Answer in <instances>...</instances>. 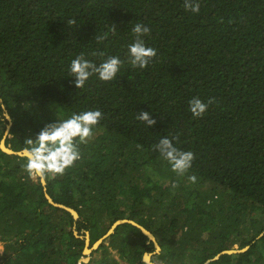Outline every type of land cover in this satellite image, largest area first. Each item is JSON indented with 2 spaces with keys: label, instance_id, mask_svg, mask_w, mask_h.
Listing matches in <instances>:
<instances>
[{
  "label": "trees",
  "instance_id": "trees-1",
  "mask_svg": "<svg viewBox=\"0 0 264 264\" xmlns=\"http://www.w3.org/2000/svg\"><path fill=\"white\" fill-rule=\"evenodd\" d=\"M183 2L0 0V142L4 112L5 145L15 152L55 120L104 115L79 145L81 159L44 177L45 186L25 157L0 149V264H146L145 253L157 264H205L234 246L248 249L208 264H264V0H199L198 13ZM137 22L157 50L143 70L128 63ZM80 53L97 66L107 56L124 63L113 81L93 75L78 89L69 68ZM193 97L215 102L196 118ZM141 111L155 125L138 120ZM166 136L195 154L184 176L153 149ZM122 219L150 231L159 253L123 224L81 261L75 231H88L93 245Z\"/></svg>",
  "mask_w": 264,
  "mask_h": 264
},
{
  "label": "clouds",
  "instance_id": "clouds-1",
  "mask_svg": "<svg viewBox=\"0 0 264 264\" xmlns=\"http://www.w3.org/2000/svg\"><path fill=\"white\" fill-rule=\"evenodd\" d=\"M183 7L186 11L198 13L200 10V3L199 0H184ZM67 24L74 25L75 20H69L67 21ZM110 30L113 34H115V25H112ZM131 31L135 35V41L128 46V63L134 69L139 68L143 70L153 63L157 57V50L153 47L146 46L144 39H142V37L150 35L151 29L143 23L137 22L132 27ZM107 35L108 34L105 33L104 36L96 37L95 39L99 42L106 39ZM93 55H96V53H93ZM99 55L104 56V53H99ZM123 63L124 62L118 56H107L97 66V64L86 59L84 53H80L71 61L69 72L70 76L75 77V87L82 89L93 75H98L99 80L103 82L113 81L123 66ZM214 102V98L209 99L208 102L205 103L201 99L193 97L189 101V111L194 117L201 118L207 112L209 105ZM103 118L104 115L99 109L72 113L68 118L58 119L54 122L46 124L36 134L34 139L27 138L25 140L26 147L23 151L27 160L24 168L29 176L41 178L49 175L53 178L56 176H63L67 169L73 167L75 162L81 159L79 145L88 143L93 138V129L100 123L101 120H103ZM136 118L144 122L147 127H151L156 123V120L153 119L147 111H141ZM173 140H178V137H172L170 139L166 136L160 139L157 144L153 145V149L158 151L160 156L171 165L174 173L178 176H184L192 167V163L196 157L192 151H183L174 146ZM188 179L195 183L197 178L195 175H192L189 176ZM176 187H178V184L173 182L172 188L175 189ZM116 222L110 226L108 231ZM84 232L85 237H83V235L79 236L76 231L74 233L76 237L84 239V249L86 248V234L88 238L87 247L91 249V247L107 233L106 232L101 238L95 241L93 245H91L89 232ZM110 236L106 238L102 244L107 242ZM153 237L155 238L154 235ZM95 250H92V252ZM90 254L85 255L83 253L86 258H82L81 261H85L86 259L89 260Z\"/></svg>",
  "mask_w": 264,
  "mask_h": 264
},
{
  "label": "water",
  "instance_id": "water-1",
  "mask_svg": "<svg viewBox=\"0 0 264 264\" xmlns=\"http://www.w3.org/2000/svg\"><path fill=\"white\" fill-rule=\"evenodd\" d=\"M6 120L9 122V124L7 125V128H6V132H5V135L9 136V128H10V118L9 116L7 115L6 116ZM0 149L1 151H3L4 153L8 154V155H14V156H18V157H25V154H24V151H18V152H15L13 151L10 146H6L5 145V140L2 139L1 142H0ZM38 178L40 179V183L42 184V186H45V181L43 178L41 177H32V180L35 181L36 183L38 182ZM47 201L50 203V204H53L55 205L51 198L49 197V195H45ZM56 207L58 208H63L65 210H67L75 219H77V213L72 210V209H69V208H66L65 206H62V205H55ZM123 224H130V225H133L135 226L136 228H138L141 233L147 237V239L153 243V246H154V249H155V253H159L160 251V247L158 245V243L156 242L155 238L153 237V235L148 232L147 230H145L143 227H141L140 225H138L137 223H135L134 221H131V220H119L117 221L112 227L111 229L101 238L99 239L96 244H94L91 249H89L87 246H88V238H87V234H86V240H85V243H86V248L84 249V254L87 255V254H90L92 252V250H95L97 249L100 244H102V242L108 238L111 234L114 233L115 229L120 226V225H123ZM248 249V247H245L243 249H231V250H226V251H222L221 253H219L218 255L215 256L214 259L212 260H209L207 261L205 264H208L210 261H213V260H216L218 259L221 255H224V254H238V253H242L244 251H246ZM143 262L146 263V264H154L151 262V254H144L143 256ZM83 262H86L83 260Z\"/></svg>",
  "mask_w": 264,
  "mask_h": 264
},
{
  "label": "rangeland",
  "instance_id": "rangeland-1",
  "mask_svg": "<svg viewBox=\"0 0 264 264\" xmlns=\"http://www.w3.org/2000/svg\"><path fill=\"white\" fill-rule=\"evenodd\" d=\"M4 116H5V118H6V116H7V114L4 112ZM7 128V127H6ZM6 132V131H5ZM9 136H7V135H5L4 134V137L2 138V139H4L5 141H6V139L8 138ZM83 237H85V232H83ZM82 237V238H83ZM105 244H107V242H105ZM233 249H238L237 248V246H234V248ZM3 251V245L0 243V253ZM111 251V254H112V256H114L116 259L118 258V255L117 254H114L113 253V251L112 250H110ZM94 256H96V255H94ZM85 261H89L88 259H86ZM154 264H157V263H154Z\"/></svg>",
  "mask_w": 264,
  "mask_h": 264
}]
</instances>
